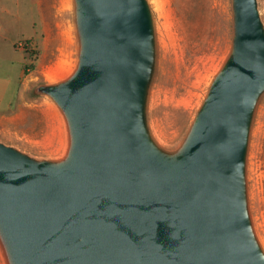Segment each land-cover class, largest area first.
<instances>
[{
	"label": "water",
	"instance_id": "1",
	"mask_svg": "<svg viewBox=\"0 0 264 264\" xmlns=\"http://www.w3.org/2000/svg\"><path fill=\"white\" fill-rule=\"evenodd\" d=\"M232 48L181 145L154 138L148 0H71L76 61L33 95L57 110L54 155L0 138L4 264H264L247 158L264 96L258 0H230Z\"/></svg>",
	"mask_w": 264,
	"mask_h": 264
},
{
	"label": "rangeland",
	"instance_id": "2",
	"mask_svg": "<svg viewBox=\"0 0 264 264\" xmlns=\"http://www.w3.org/2000/svg\"><path fill=\"white\" fill-rule=\"evenodd\" d=\"M148 1L156 32L148 122L156 141L167 150H175L187 135L212 80L231 51V1ZM55 3L57 0H0V77L12 74V69L19 65L22 71L26 70L33 88L54 82L50 71L61 59L75 64L76 37L71 14L59 13ZM258 4L264 24V0H258ZM67 21L71 41L57 27L60 22L65 29ZM38 99L46 100L40 95ZM247 178L252 218L264 241V96L252 124Z\"/></svg>",
	"mask_w": 264,
	"mask_h": 264
},
{
	"label": "crops",
	"instance_id": "3",
	"mask_svg": "<svg viewBox=\"0 0 264 264\" xmlns=\"http://www.w3.org/2000/svg\"><path fill=\"white\" fill-rule=\"evenodd\" d=\"M55 6L59 13L65 9L62 0H57ZM60 26L63 27L57 23L59 30ZM34 87L19 65L12 74L0 77V138L25 149L39 150L40 154L54 155L63 142L61 120L51 103L33 95Z\"/></svg>",
	"mask_w": 264,
	"mask_h": 264
},
{
	"label": "bare ground",
	"instance_id": "4",
	"mask_svg": "<svg viewBox=\"0 0 264 264\" xmlns=\"http://www.w3.org/2000/svg\"><path fill=\"white\" fill-rule=\"evenodd\" d=\"M62 6L65 8L62 11V15L63 13H67L70 11L71 9V0H62ZM67 28H63L60 26V34L67 39L68 41H71V27L69 26V21H67L66 23ZM70 35V36H69ZM66 41V40H64ZM65 59V58H64ZM64 59H61L57 64H55V66L51 69L50 74L51 77L54 79H60L65 77L67 74H69L72 70V63H69L68 61H65ZM261 245L264 247V241L263 239H261L260 241ZM2 260V264H4L3 259H2V255L0 254V261Z\"/></svg>",
	"mask_w": 264,
	"mask_h": 264
},
{
	"label": "trees",
	"instance_id": "5",
	"mask_svg": "<svg viewBox=\"0 0 264 264\" xmlns=\"http://www.w3.org/2000/svg\"><path fill=\"white\" fill-rule=\"evenodd\" d=\"M25 73H26V70H25Z\"/></svg>",
	"mask_w": 264,
	"mask_h": 264
}]
</instances>
